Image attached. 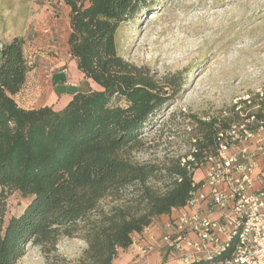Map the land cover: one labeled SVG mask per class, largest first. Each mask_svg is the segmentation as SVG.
Listing matches in <instances>:
<instances>
[{
	"label": "trees",
	"instance_id": "1",
	"mask_svg": "<svg viewBox=\"0 0 264 264\" xmlns=\"http://www.w3.org/2000/svg\"><path fill=\"white\" fill-rule=\"evenodd\" d=\"M144 1L63 0L70 7L69 53L97 88L76 91L58 110L17 104L30 70L24 39L0 45V264H15L28 242L48 264H111L134 234L183 208L199 185L180 157L157 163L133 157L144 147V128L185 81L181 72L154 78L118 54L116 31ZM203 116L188 115L184 132L198 162L215 155L216 132L226 124L221 109ZM15 191L29 202L4 223L6 199ZM64 237L85 243L77 258L56 253ZM230 256L228 250L190 264H224Z\"/></svg>",
	"mask_w": 264,
	"mask_h": 264
},
{
	"label": "rangeland",
	"instance_id": "2",
	"mask_svg": "<svg viewBox=\"0 0 264 264\" xmlns=\"http://www.w3.org/2000/svg\"><path fill=\"white\" fill-rule=\"evenodd\" d=\"M69 11L63 0H0V45L22 37L28 61L31 55V107L49 102L52 89L45 77L58 69L49 60L69 53ZM115 41L124 60L145 67L154 78L177 72L185 76L172 103L144 128V147L133 153L139 162L157 163L188 154L191 147L184 133L188 115L216 112L264 82V0H146L118 27ZM40 65L46 66L39 71ZM89 84L81 89L97 88ZM113 101L124 104L118 98ZM200 177L197 170L195 178ZM28 202L29 198L12 192L6 199L4 223ZM85 246L78 238L64 237L56 253L73 260ZM46 257L28 242L15 264H48Z\"/></svg>",
	"mask_w": 264,
	"mask_h": 264
},
{
	"label": "built area",
	"instance_id": "3",
	"mask_svg": "<svg viewBox=\"0 0 264 264\" xmlns=\"http://www.w3.org/2000/svg\"><path fill=\"white\" fill-rule=\"evenodd\" d=\"M221 116L226 124L216 132L215 155L198 162L191 147L180 156L181 165L201 177L168 220L158 247L165 262L212 260L230 250L224 264H264V82L232 98ZM151 250L140 249L134 264H148Z\"/></svg>",
	"mask_w": 264,
	"mask_h": 264
},
{
	"label": "crops",
	"instance_id": "4",
	"mask_svg": "<svg viewBox=\"0 0 264 264\" xmlns=\"http://www.w3.org/2000/svg\"><path fill=\"white\" fill-rule=\"evenodd\" d=\"M69 33L67 34L66 38L67 50H69V46L67 44ZM29 58L30 60L28 63L30 64V70L27 73L26 81L21 90L14 96L17 104L25 109L36 108L30 106L31 55ZM49 61L53 64L56 63L54 67L58 69L55 71L52 69L53 72L48 73V75L45 77L46 79H49L52 91L48 96L49 102L44 105H51L54 109L58 110L66 105V103L71 99L72 95L76 91H82L83 89L81 88L83 86L85 87L86 84L90 86V81L85 78L84 75L78 70L76 59L73 58L70 53H66L63 56L60 55L57 59L55 58L54 61L56 62L52 60ZM45 66L40 65L39 71L43 70ZM37 77V79L44 81L42 76ZM68 79L71 81L70 83L68 82ZM22 92H26V94ZM28 93L30 95H27ZM171 213L176 214V210H172L169 214L158 216L150 227L143 230L142 233L134 234L132 236L131 245L124 250H118L111 264H134L140 260V249H143L147 246L153 247V250H151L147 255L148 264H179L178 262L174 261L165 262L164 260L166 259L164 253L158 249L162 236L167 232V223L169 218L172 217Z\"/></svg>",
	"mask_w": 264,
	"mask_h": 264
}]
</instances>
